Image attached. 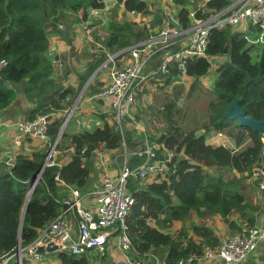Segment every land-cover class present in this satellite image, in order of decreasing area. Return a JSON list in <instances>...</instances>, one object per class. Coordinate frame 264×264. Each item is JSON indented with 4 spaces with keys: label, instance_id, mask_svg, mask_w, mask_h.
<instances>
[{
    "label": "trees",
    "instance_id": "1",
    "mask_svg": "<svg viewBox=\"0 0 264 264\" xmlns=\"http://www.w3.org/2000/svg\"><path fill=\"white\" fill-rule=\"evenodd\" d=\"M116 1L126 12L148 15L154 10L155 0ZM203 1L172 0L179 7L176 17L183 29L189 26L191 7L197 17H207L235 0H205V11L198 6ZM103 6V0H0V112L21 95L22 101L29 104L25 107L26 119L50 116L48 142L43 148L31 155L18 153L12 164L7 160L0 163V264H33L27 256L19 260L17 249L31 244L57 216L65 186L87 191L96 150L118 149L124 143L130 147L129 132H120L107 122L102 127L70 135L64 131L56 146L65 148L67 139L68 146L74 148L70 160L63 165L54 162L44 166L48 144L55 142L63 122L56 114L69 107L76 96L73 88L64 86L63 75L55 74L48 37L52 31L59 35L64 31L70 33L75 24H85L93 17L91 9ZM154 12L158 18L150 27H160L165 13L163 17L159 9ZM91 21L85 24L86 28L101 20ZM102 25L107 33L101 41L105 51L91 63L87 75L107 59V52L115 54L151 35L147 27L133 21H117L115 14ZM163 51L156 52L155 68L161 64ZM206 56L225 58L216 68L211 88L200 79L208 74V58H190L185 74L193 81L188 89L174 84L170 96L159 86L161 91L154 97L156 105L140 102L137 107L149 117L150 140L161 144L156 157L162 158L159 153L164 148L173 151V155L164 177L142 184L131 178L134 202L125 223L131 242L128 253L133 260L148 263L157 259L163 264H176L191 254L201 255L205 247H215L219 241L204 224H194L192 232L182 226L177 236L165 230L172 221L184 223L191 210L201 218L220 214L228 222L227 216L233 215L255 224L259 205L251 204L245 194L259 189L253 186L255 189L251 190L244 179L264 161L262 132L239 125L237 119L226 117V111L239 97L238 105L248 115L264 121V43H250L244 32L229 26L212 29ZM170 66L165 83L181 75L176 63ZM184 88L188 92L182 95ZM214 131L228 134L233 147L207 143V135ZM39 174L22 216L27 195ZM54 256L59 259L55 264H90L87 253L77 256L59 251ZM98 264L115 263L107 262L103 253Z\"/></svg>",
    "mask_w": 264,
    "mask_h": 264
},
{
    "label": "built area",
    "instance_id": "2",
    "mask_svg": "<svg viewBox=\"0 0 264 264\" xmlns=\"http://www.w3.org/2000/svg\"><path fill=\"white\" fill-rule=\"evenodd\" d=\"M204 1L199 3L203 11L206 10ZM110 3L112 6L118 4L116 0H110ZM167 3L173 4L172 0H168ZM110 8L104 2L102 8H93L90 13L94 17H99L101 12ZM165 14L167 15L166 22L159 27L162 29L157 31V34H151L147 39L134 43L116 54L122 62L121 65L115 63L117 56H109L113 61L109 70V80L98 95L110 99L109 105L113 111L114 126L120 132H124L123 129L127 122H134L133 106L148 80L152 77L162 79L165 75L170 74L172 63H176V68L181 75H186L188 59L207 57L208 35L212 29L229 26L244 32L245 38L250 43H264V0H235L227 8L207 17H197L195 11L190 9L189 26L185 29L180 26V30L172 25L173 20L178 22L175 13L167 8ZM104 18L106 17L102 15L101 24H105ZM88 21H84L85 24H89ZM85 24L83 25L86 27ZM254 31H256V35L253 36ZM172 47L175 48L172 50ZM160 49L164 50L160 66L158 68L150 67L146 70ZM114 56L115 58H113ZM207 58L210 60V57ZM158 74L161 75L158 76ZM47 123L45 116L20 119L15 124L17 138L30 135L46 139ZM214 133L216 136H211L214 138L213 141L226 147L223 133L216 131ZM262 141L264 143V133H262ZM56 143L57 141L49 146L44 166L54 164L51 157L55 152ZM158 148H160L158 143H146L144 147L133 150L132 155L140 157L142 161L131 168L127 160H124V165L116 177L105 176L98 185L89 191L94 202L91 208L81 203L82 193L78 189L67 186L70 189L67 197L62 199L60 212L45 228L40 230L38 237L31 244L17 250L19 260L22 256H27L40 262L48 252L36 253L35 249L40 245L45 247L50 242L59 247L58 251H67L77 256L92 250L103 254L111 231L116 233L118 247L123 252L128 251L131 242L126 233L125 218L134 202V197L132 192L126 188L127 180L132 178L142 184L165 176L173 151L166 149L165 158L162 161H157L156 150ZM249 178L264 191V161L253 168ZM70 212H74L75 216L69 215ZM261 215L264 218V208ZM228 217L227 220L230 223ZM237 224L239 226L237 231L226 234L215 247H205L201 255L191 254L186 259L178 260L176 264H191L200 258L214 257H218L226 263L241 262L256 249L260 242H264V225L263 223L250 224L247 220H239ZM25 250H29L30 253H24ZM122 263L149 264L133 260L127 254H125ZM154 263L159 264V261L156 259Z\"/></svg>",
    "mask_w": 264,
    "mask_h": 264
},
{
    "label": "crops",
    "instance_id": "3",
    "mask_svg": "<svg viewBox=\"0 0 264 264\" xmlns=\"http://www.w3.org/2000/svg\"><path fill=\"white\" fill-rule=\"evenodd\" d=\"M103 1L107 6L109 5V8L112 6L110 0ZM166 2H168V0H162L161 5L158 4V6L153 10L151 14L155 15L154 11L159 9L162 16L164 17V13L168 8L177 15V10L179 7H176L174 4H170L169 6H171V8H169ZM111 8L105 12H101L99 17L93 16L91 19H89L90 22H92V19L100 20L102 15L108 17L112 13ZM127 13L133 16L135 19H145V15H142L140 13ZM165 22L166 19L164 18L163 24ZM103 27L104 26L101 27L100 25L96 24V26L86 28L83 23H78L75 24L73 28H71L70 33L64 31L63 35H59L57 32L52 31L48 37L49 54L53 59L55 74L63 75L64 86L71 87L76 91V96L73 99L71 105L64 109L62 112L56 114L57 117L63 118V132L65 131L66 133H68V135L83 130H92L97 127H102L105 122H107L108 125H114L113 111L109 105L110 99L102 98L98 95L104 84L109 80V70L112 67V64H108V69L106 71L102 69L103 65L100 64L93 72L87 75L91 63L99 58L100 52L105 51L104 47H102V44L98 40H96L97 36L100 34L103 35V38L106 36L107 33ZM146 27L148 28V31L150 33L153 31L154 27H158V25L154 27ZM66 38L69 39V41H67ZM224 59V56L210 57L209 61L211 63V66L209 68V71L210 69L214 71L213 81L215 79L216 68L224 61ZM116 60L117 62H121L120 58H117ZM153 63L154 58L148 64L146 70H148L150 67L155 68L153 66ZM160 75L161 74H158V76ZM205 76L206 75L200 77V79H205ZM185 78L188 80L186 86L189 87L193 81V78L188 75H181L178 79L170 80L169 83H165V77L162 79H156L155 77H152L144 84L142 91L139 93V99L136 100L133 106V113L135 116L134 122H127L123 129L125 133H127L128 131L131 136L129 140L130 147L128 148L124 143L122 147L118 149H105L103 147H100L96 150L93 169L91 172L90 186L87 191L81 192V203L84 206L91 208L94 202L89 195V191L92 190L96 185H98L105 176L116 177L119 173L121 163L124 160H127V163L131 168L142 161L140 157L132 155L133 150H135L136 148L144 147L146 143H157L150 140L152 130L150 129L149 125V117L145 116L137 109V107L141 105L140 102H143L144 100V102H146V106L156 105L154 103V100L156 98L155 96L161 91L159 88H156V86L159 87L163 85L167 86L169 84L181 83ZM211 86L212 85H210L209 82L206 81V87ZM22 99V96L19 95L16 101L11 106L0 112V163L3 160H7L8 163L12 162L14 160V157L18 153L31 155L33 151L43 148L48 142L47 138L40 139L38 137L30 135H24L19 139L17 138V130L15 124L20 119H26L25 107L26 105H29L25 103V101H22ZM39 140L41 142H39ZM65 140L67 142L65 143L66 146L63 149L66 150V153L57 155L54 159L51 158L58 165L67 163L74 152L73 146H68V140ZM207 140H210L211 142L214 140V138H207ZM215 145H217V143H215ZM158 149L156 150V156H158ZM60 150L62 149H59L58 151ZM118 150H120V152H116ZM159 154L162 155V158L156 157V160L162 161L166 156V149L164 148L163 152H160ZM137 159H139V162L137 161ZM61 184L63 183L61 182ZM69 189L70 188H67V186H65V196L63 198L67 197ZM260 193L264 195V192ZM262 204L259 205V208L262 206ZM260 209H258L256 213L255 223H263L264 225V218H262V215L259 213ZM70 214L75 216L74 212H70L69 215ZM228 219L232 224L228 223L220 214H216L207 218H201L194 210H191L184 223H182L181 221H172L171 224H177L178 227L185 226V228L188 229L189 232H192L191 227L194 224H204L213 230L218 241H220L226 234L230 232H236L239 227L237 221H239L240 219L237 218V216L230 215ZM171 224L166 227L165 230L170 229L172 227ZM193 238L196 241H200V238L198 236L194 235ZM117 242L118 238L116 236V233L111 231L108 242L106 244L105 254L106 257H108L107 261L115 264L122 263L123 259H125V254L129 255L128 251L123 252L118 247ZM93 251L94 250L88 251V253H92ZM49 254L45 255L43 260H41L40 262L34 261L31 258L30 259L33 264H55L59 262L58 257L54 256L56 253L50 252ZM162 263L163 262L159 261V264ZM151 264H155L154 261L151 260ZM191 264H264V242H260L257 245L256 249L252 253H250L242 262L239 263H226L224 260L218 257H214L210 259L200 258L193 261Z\"/></svg>",
    "mask_w": 264,
    "mask_h": 264
},
{
    "label": "rangeland",
    "instance_id": "4",
    "mask_svg": "<svg viewBox=\"0 0 264 264\" xmlns=\"http://www.w3.org/2000/svg\"><path fill=\"white\" fill-rule=\"evenodd\" d=\"M161 2H162V0H155L154 1V5L155 6H153V9H155L157 6H158V4H160L161 5ZM201 4V3H200ZM199 3H198V6L200 5ZM118 6V7H117ZM169 8H171V6H169ZM112 13L108 16V17H106V18H104V20H105V22H108L109 20H110V16H112L113 14H115L116 15V20L117 21H119V22H123V21H133V22H135L138 26H143V27H146V26H150L152 23H154L156 20H157V16L156 15H153V14H151V15H145L144 16V18L145 19H141V18H138V19H135L133 16H131V15H129L125 10H124V8H123V6H120V5H115V6H112ZM191 9L193 10L194 8H192L191 7ZM173 12V11H172ZM176 15V14H175ZM165 19H167V15L165 14V17H164ZM98 25H100L101 27L102 26H104V25H102L101 24V21L99 22V23H97ZM148 24V25H147ZM63 25H59V27H62ZM79 27V26H78ZM50 28V27H49ZM104 28V27H103ZM60 29H63V28H60ZM162 28H159V27H154V29H153V31L152 32H150L149 33V35L150 34H157L156 32L157 31H160ZM254 35H256V32H254V34H253V36ZM103 38V35L102 34H100V35H98L97 36V39L96 40H98L100 43H101V41L103 40L102 39ZM121 51V50H120ZM119 52V51H118ZM118 52H116L115 54H110V53H106L107 54V59L102 63V65H103V67H102V69L104 70V71H106L108 68H107V66H108V64H112L113 63V61H111V59H110V55H115V56H117L116 54L118 53ZM102 52H100L99 54H101ZM115 56L113 57V58H115ZM115 63L117 64L118 63V65H121V63L122 62H117V60L115 59ZM214 71L212 70V69H210V71H209V73L205 76V79H202L201 78V82H202V84L204 85V86H206V81L207 82H209V84L210 85H212L213 84V78H214ZM215 76H216V73H215ZM186 83H188V80L185 78L181 83H177V84H182V85H184L185 86V88L186 89H188V87L186 86ZM174 86H176V85H174V84H169V85H163V87L164 88H162L163 89V91H165L166 93L167 92H169L170 93V96H172V92H173V87ZM156 88H158V86H156ZM184 88V90L182 91V95H185L188 91L186 90ZM207 88H211V87H207ZM139 97V96H138ZM137 99H139V98H137ZM179 102V104L181 103V99L178 101ZM142 103H145L146 104V102H144V100H143V102ZM189 127H191V126H189ZM201 132V131H200ZM222 133V132H221ZM216 136L215 135V133H209L207 136H208V138H211V136ZM223 135H224V137H225V139H224V141H225V143H226V146H232L233 147V141H232V139L229 137V135L228 134H226V133H224L223 132ZM39 142H41L40 140H39ZM206 142L207 143H209V144H212V145H214L215 146V141H211L210 142V140H206ZM212 142H214V143H212ZM246 144H248L249 142L247 141V142H245ZM245 144V145H246ZM218 145V144H217ZM245 145H243L242 147H244ZM62 146V145H61ZM60 149H62V150H60V151H58L59 149L57 148V146L55 147V152L53 153V157H51L52 159H54L57 155H60V154H65L66 153V150L65 149H63V148H60ZM48 150H49V148H48ZM48 150H47V152H48ZM116 152H120V150H118V151H116ZM13 162V161H12ZM12 162H9V164H12ZM124 165V163L122 162L121 163V166H120V169L122 168V166ZM120 169H119V171H120ZM247 177L244 179V181L247 183V187H250L251 188V190H252V188H254L253 186H255L256 187V189H257V184L253 181V180H251L250 178H249V174L248 175H246ZM128 182H127V186H126V188H128L129 190H131V188H132V183H131V178H128V180H127ZM148 182V181H147ZM255 189V188H254ZM258 189H259V191H254L253 193H251V192H246V197H247V200L248 201H250L251 202V204H256V205H260V204H262V206L259 208L260 209V211H261V214H262V211H263V208H264V195H262L260 192H264V191H262L259 187H258ZM260 211H259V213H260ZM171 228L170 229H167L166 231L167 232H169V233H172V234H174L175 236H177V234L180 232V229H181V227H178V225L177 224H171ZM191 232V231H190ZM18 249H21L20 247H18ZM17 249V250H18ZM103 253H105V250H104V252ZM102 253L101 252H92V253H88V256H89V261H90V264H98L99 262H100V255H101ZM248 256V255H247ZM246 256V257H247ZM245 257V258H246ZM106 260H108V257H106ZM249 260V259H248ZM243 261V260H242ZM241 261V262H242ZM108 262V261H107ZM148 263L149 264H151V261H148ZM123 264V263H122Z\"/></svg>",
    "mask_w": 264,
    "mask_h": 264
},
{
    "label": "water",
    "instance_id": "5",
    "mask_svg": "<svg viewBox=\"0 0 264 264\" xmlns=\"http://www.w3.org/2000/svg\"><path fill=\"white\" fill-rule=\"evenodd\" d=\"M172 25H174L177 30L181 29L180 24L175 20L172 21ZM239 100H240V98L238 97L230 104V106L228 107V109L226 111V117L229 119H237L239 125H241V126H247V127L253 128L257 131L264 133V121L256 120L252 116L248 115L246 113V110L243 107H241L240 105H238ZM49 119H50V116H46V120L48 121ZM63 130H64V125L61 126L60 131L57 135L56 141L60 139V137L63 133ZM39 176H40V174L34 180L33 186H31L30 192L27 195V199H26L24 208L22 210V216L24 215L25 209H26L27 204H28V200L31 196V193H32L31 190L34 188L35 183L37 182ZM58 248L59 247L55 243L50 242L45 247L43 245L37 246V248L35 249V252L36 253L53 252V251H57ZM24 253L29 254L30 251L25 250Z\"/></svg>",
    "mask_w": 264,
    "mask_h": 264
},
{
    "label": "clouds",
    "instance_id": "6",
    "mask_svg": "<svg viewBox=\"0 0 264 264\" xmlns=\"http://www.w3.org/2000/svg\"><path fill=\"white\" fill-rule=\"evenodd\" d=\"M177 20H178V19H177ZM102 47H103V46H102ZM117 58H118V57H117ZM117 58H116V59H117ZM55 141H56V140H55ZM58 141H59V140H57V142H58ZM50 145H51V144H50ZM50 145H49V146H50ZM32 185H33V184H32ZM53 252H54V253H57V252H59V251L57 250V251H53ZM48 253H50V252H48ZM48 253H47V254H48ZM47 254H46V255H47ZM87 254H88V253H87Z\"/></svg>",
    "mask_w": 264,
    "mask_h": 264
}]
</instances>
